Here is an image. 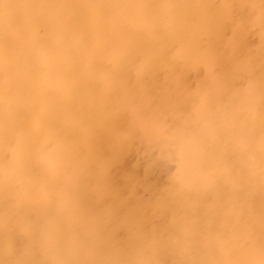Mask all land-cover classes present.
Returning a JSON list of instances; mask_svg holds the SVG:
<instances>
[{
  "label": "clouds",
  "instance_id": "clouds-1",
  "mask_svg": "<svg viewBox=\"0 0 264 264\" xmlns=\"http://www.w3.org/2000/svg\"><path fill=\"white\" fill-rule=\"evenodd\" d=\"M70 101L80 102L86 138L74 148L84 158L123 120L129 146L161 168L189 172L213 152L237 154L264 187V0H0V159L12 136L18 158L64 156ZM222 175L198 167L207 185L198 195ZM4 176L0 166V190ZM260 221L257 244H221L211 258L109 247L107 232L134 227L120 222L90 225L91 242L78 245L37 229L27 252L6 254L0 242V264H264V210Z\"/></svg>",
  "mask_w": 264,
  "mask_h": 264
},
{
  "label": "bare ground",
  "instance_id": "bare-ground-1",
  "mask_svg": "<svg viewBox=\"0 0 264 264\" xmlns=\"http://www.w3.org/2000/svg\"><path fill=\"white\" fill-rule=\"evenodd\" d=\"M17 22L27 23L28 20L24 17L18 21L14 17L13 23ZM124 125L125 121H118L102 151L98 155L94 153L85 158V162L80 164L66 157H60L53 167L50 166L51 176H56L59 184L71 192L79 182L86 185L97 207L98 217L102 221L98 224L112 225L128 222L134 225L131 231L121 229L107 232L104 241L110 236V240L117 241L115 247H121L134 241L143 247H152L151 249L161 259L175 258L174 253L178 248L185 249L189 255L192 254L193 242L183 235V231L190 226V220L187 217L191 215L188 208L191 204H186L184 200H181L182 197L190 196L191 191L185 185L181 186L176 172L171 171L173 168L169 169L167 166L161 168L152 157L153 155L130 147L121 134ZM59 128L60 138L64 140L67 149L78 153L74 145L86 138L82 132L80 102L70 101L64 105ZM42 139L44 140L45 137L37 134L38 143ZM16 149H18L17 138L9 137L3 157L0 159V166L3 167L5 173L3 188L0 190V201L2 205L7 204L14 207L19 204L34 214V202L24 193V187L38 177V163H34V157L28 156L26 162L18 166L16 160L11 157ZM78 154L84 157L82 152ZM241 168L242 165H238L236 169L237 178L243 180L246 186L253 185V168L244 167L240 171ZM260 188L261 191L254 195L252 193H247V195L245 191L236 192L234 189L223 191L216 188L206 191L204 195H198L207 188L192 189V196L198 198L201 206V218L208 221L205 225L209 227L210 234L214 233L220 238V245L226 244L237 250L251 248L255 245L250 242L251 239L245 242L240 239L247 235L244 232L255 233L252 237L256 236L259 242L262 232L260 218L264 210V187L261 185ZM229 190L230 193L226 195ZM60 191L57 193L55 190L43 194L55 203L57 197L63 198L61 195H64V192ZM76 193L74 192L75 195ZM257 195L262 201L255 200ZM252 203L258 207H254ZM222 204L223 207H221ZM224 213L228 214L227 218ZM23 219L27 221L28 216H24ZM40 219L46 222L45 217H40ZM159 219L163 220L161 235L159 237L148 236L147 230L151 223ZM11 220L9 225L0 227V242L6 244V254L18 251L27 252L37 227L31 229L30 224H23L15 218ZM179 224L183 225L182 231ZM38 227L40 228L39 224ZM21 234L26 235L25 241ZM110 240L107 242L111 243Z\"/></svg>",
  "mask_w": 264,
  "mask_h": 264
},
{
  "label": "rangeland",
  "instance_id": "rangeland-1",
  "mask_svg": "<svg viewBox=\"0 0 264 264\" xmlns=\"http://www.w3.org/2000/svg\"><path fill=\"white\" fill-rule=\"evenodd\" d=\"M254 42L255 41H253V43ZM39 142H43V139L40 140ZM48 147H51V144H49ZM15 151L16 152L12 154L11 157L14 158L16 160L17 165L20 166L26 162V158L28 156L18 158V149H16ZM29 157H34L35 159L34 163L36 164L38 163L37 166L38 177L34 181L28 182L24 187L25 188L24 193L27 195L29 199H31L34 202L33 204L34 214L33 213L31 214L30 211H27L25 208H22L19 204L16 205L15 207L7 204L5 205L0 204V227L4 225H9L12 222L11 219L15 218L18 221L23 222V224H30L29 226L31 227V229L37 227V229L45 232L49 230H55L58 238H60L61 240L65 241L70 245H78L82 243L91 242L92 237L89 234L90 225L93 224L102 225L101 223L98 224L99 222L102 221L98 217L97 207L92 201V196L89 189L86 187L85 184L79 182L76 184L77 186H74L71 192L67 188H65L62 184L61 185L59 184L56 176H51L50 173L52 169L50 168V166L53 167V164L59 158H54L50 154H43V153ZM63 157H66L68 160H73V162L76 161L77 163L80 164L81 162H85V158L82 157L81 154L75 153L72 149H67L65 155L62 156L61 158ZM238 165L241 164L237 161V154L221 156L218 152H213L205 161L200 162L199 165L194 164L191 171L186 172L184 170H181L179 172H176V175L180 181L181 186L183 184L186 187H188L187 188L188 190L191 191L190 196L187 195L185 197H182L181 199L184 200L186 204L187 203L191 204V206L188 207L191 211V215L187 217V219L190 220V226L187 230L183 231L184 232L183 235L188 237V239H190L193 242V252L192 254H190L191 256L194 257L203 256L205 258H211L212 255L219 250V245H220V238H218L214 233L210 234L208 229L209 227L205 225L208 223V221L201 218L202 210L198 198L197 197L194 198V196H192L193 190L207 188L206 184L197 181V178L195 176V172L197 168L204 167V168H213V169L222 170L223 175L221 178V183L216 189H221L223 191L225 189H234V191L236 190V192L245 191L246 194L252 193V195L261 191L260 177L258 174H255V169H253V173H252L254 184L253 185L250 184L249 186H246L244 184V181L239 180L236 176L237 175L236 169L238 168ZM167 167L169 169L172 168L170 166ZM63 170L66 171L65 168H63ZM246 170L249 171V169ZM171 171H173V169H171ZM55 190H57V193L60 190H62L64 192V195H61L63 196L62 199H59L57 197V200L54 203L50 201L49 197L44 196L43 193L55 191ZM74 192L75 193L77 192L76 195L74 194ZM229 193L230 190L227 192V194L226 193L225 194L228 195ZM255 200L262 201V199L258 195L255 197ZM252 205L254 207H258V205L256 204L252 203ZM24 216H28V219H26L27 221L23 219ZM208 216H210V214ZM40 217H45L46 222H44L43 219L41 220ZM94 218L96 220L90 221L91 219ZM37 223L39 224L40 228L38 227ZM104 225L107 224L104 223ZM162 225H163L162 219L155 220L154 223H151L149 230H147L148 231L147 235L159 237L162 233ZM179 227L180 230L181 229L183 230L182 224H179ZM244 234L247 235H244L243 238H240L243 242L251 239L250 242L254 244L258 243L257 237L256 236L252 237L255 235V233L252 234V232H250L248 234L244 232ZM21 236L24 237L23 241H25L26 235L21 234ZM109 237L110 236L106 237L104 243L107 244L109 247H115L117 241L114 239L110 240ZM240 239H238V241L242 242ZM109 240L112 242L108 243L107 241ZM2 243L4 245V248L6 249V244L4 242ZM29 244L31 245V243ZM173 259L174 258L165 259V260L170 262Z\"/></svg>",
  "mask_w": 264,
  "mask_h": 264
}]
</instances>
